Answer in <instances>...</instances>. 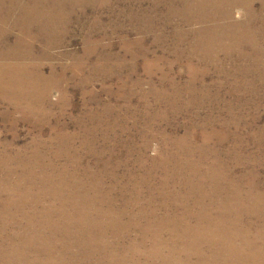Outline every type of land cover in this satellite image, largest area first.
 <instances>
[{"label": "rangeland", "instance_id": "obj_1", "mask_svg": "<svg viewBox=\"0 0 264 264\" xmlns=\"http://www.w3.org/2000/svg\"><path fill=\"white\" fill-rule=\"evenodd\" d=\"M41 1L0 13V264H264V0Z\"/></svg>", "mask_w": 264, "mask_h": 264}, {"label": "bare ground", "instance_id": "obj_2", "mask_svg": "<svg viewBox=\"0 0 264 264\" xmlns=\"http://www.w3.org/2000/svg\"><path fill=\"white\" fill-rule=\"evenodd\" d=\"M74 0H58L57 2H55L54 4H57L56 6H60V9H62L63 7H64V5H63V2H73ZM184 1H186L187 3V9L185 8V11L186 12H190V9H191V1L192 0H184ZM200 1L201 0H196L195 2H199V5H200ZM203 1V0H202ZM221 1V2H220ZM25 2V0H3L2 1V3H1V1H0V13H2V11H3V9L4 8H7V10H9L10 12H12L13 10H17L19 7H21V6H24V3ZM51 1H48V0H42L41 2H37V5H42V6H46V3H47V5H53L52 3H50ZM75 2V1H74ZM77 2H78V0H77ZM194 2V1H193ZM219 2H220V4H219ZM219 2L217 1V0H215V1H210V3L209 2H207V3H209V4H207V3H202L203 5H202V8H203V10H205V11H209L211 8H214V9H216L217 8V5L219 4V6H224L225 8V10L228 12V15L230 14V12L232 13V10H233V8H235L237 5V2H239V0H237V2L235 1V0H219ZM79 3V2H78ZM102 3V2H101ZM242 3V2H241ZM198 4V3H197ZM239 4V3H238ZM243 4V3H242ZM76 5V4H75ZM72 6H73V4H72ZM218 6V7H219ZM68 7V6H67ZM75 7V6H74ZM74 7H73V9H74ZM242 7V6H241ZM67 9V8H66ZM70 9V8H69ZM73 9H71V10H73ZM197 10V9H196ZM245 10V9H244ZM247 10V9H246ZM245 10V11H246ZM215 11V10H214ZM212 13V12H211ZM249 13V12H248ZM9 14V13H8ZM218 14V13H217ZM222 15V14H221ZM251 15V14H250ZM1 16V15H0ZM227 17V16H226ZM12 17H10L9 15H4V16H1V24L4 26V23L6 24V22H8V24L10 25V24H12V20H10ZM223 20V19H222ZM34 21V20H33ZM46 23H44V22H42V23H44L45 25H48V22L47 21H45ZM224 22V21H223ZM13 26V25H12ZM220 27V26H219ZM45 28H47V27H45ZM235 28V27H234ZM203 29V28H202ZM54 30H56V29H54V28H52V29H47V30H45V31H47V32H49L50 31V33H51V31H53L54 32ZM4 30H3V28H2V26H0V35L3 37V39L5 38H7V34L6 35H4L2 32H3ZM212 31V30H211ZM223 30H222V28H216V30L214 31V33H223L222 32ZM2 33V34H1ZM24 33V32H23ZM8 34H10V32L8 33ZM56 34V33H55ZM200 34V33H199ZM213 34V33H212ZM51 35V34H50ZM53 35V34H52ZM57 35H55V37H56ZM60 36V35H59ZM51 38V37H50ZM1 39V38H0ZM31 40V39H30ZM55 40V42H56V38L54 39ZM51 42V41H50ZM53 43H54V41H53ZM22 65V64H21ZM35 65V64H34ZM33 66V65H32ZM37 68V67H36ZM39 69V68H38ZM53 73V72H52ZM63 75V74H62ZM53 79V78H52ZM48 81V80H47ZM48 83H50V82H48ZM50 85V84H49ZM28 101V100H27ZM23 104V103H22ZM21 106V105H20ZM41 112V111H40ZM32 114V113H31ZM37 115V114H36ZM43 115H45V114H43ZM34 116V115H33ZM38 116V115H37ZM40 116H42V115H40ZM38 118V117H37ZM42 118V117H41ZM40 118V119H41ZM44 119V118H43ZM45 120V119H44ZM56 125V124H55ZM56 136V135H55ZM54 136V137H55ZM61 136V135H60ZM64 138H65V136H64ZM60 140H62V139H60ZM60 142H62V141H60ZM50 145V144H49ZM39 146V145H38ZM47 146V145H46ZM62 146V145H61ZM60 146V147H61ZM49 147V146H48ZM66 147V146H65ZM64 147V148H65ZM75 147V146H74ZM56 149V148H55ZM75 149V148H74ZM50 149H48V151H49ZM63 150V149H62ZM48 151H47V153H48ZM59 151V150H58ZM64 151V150H63ZM75 151V150H74ZM51 151H49V153H50ZM56 155V154H55ZM71 155V154H70ZM46 157V156H45ZM59 158V157H58ZM61 158V157H60ZM67 158V157H66ZM42 159V158H41ZM65 160V159H64ZM58 161V160H57ZM66 161V160H65ZM70 161V160H69ZM73 161V160H72ZM74 161H75V158H74ZM55 162V161H54ZM67 162V161H66ZM65 162V163H66ZM71 162V161H70ZM76 163H77V161H76ZM79 163V162H78ZM39 164V163H38ZM57 164V163H56ZM68 164V163H67ZM75 164V163H74ZM42 165V164H41ZM52 165H53V163H52ZM55 166V165H54ZM58 166V165H57ZM69 166V165H68ZM40 167V166H39ZM59 167V166H58ZM62 167V166H61ZM76 167V166H75ZM60 168V167H59ZM58 168V169H59ZM69 168V167H68ZM74 168V167H73ZM79 168V167H78ZM48 169V168H47ZM53 169V168H52ZM68 170V169H67ZM92 170V169H91ZM45 171V170H44ZM53 171V170H52ZM69 171V170H68ZM73 171H74V169H73ZM72 171V172H73ZM61 172V171H60ZM87 172V171H86ZM3 173V172H2ZM44 173V172H43ZM70 173V172H69ZM83 173V172H82ZM62 174H64V172H62ZM33 175V174H32ZM55 175H57V174H55ZM73 175V174H72ZM92 175V174H91ZM7 177V176H6ZM56 177H58V176H56ZM48 178H49V176H48ZM47 178V179H48ZM61 178V177H60ZM73 178V177H72ZM81 178V177H80ZM79 178V179H80ZM0 179H1V177H0ZM4 179V178H3ZM7 179V178H6ZM9 179V178H8ZM11 179V178H10ZM40 179V178H39ZM2 180V179H1ZM42 180H43V178H42ZM45 181V180H44ZM51 180H49V182H50ZM55 181V180H54ZM77 181V180H76ZM8 182V181H7ZM7 182H5L4 181V183H7ZM47 182V181H46ZM52 182V181H51ZM62 182V181H61ZM60 182V183H61ZM79 182H81L80 180L78 181V183ZM84 182H86L85 180H84ZM84 182H82V183H84ZM1 183H3V182H1ZM16 183V182H15ZM53 183V182H52ZM63 183H64V181H63ZM57 184V183H56ZM58 184H59V182H58ZM4 185V184H3ZM15 185V184H14ZM38 185V184H37ZM36 185V186H37ZM47 185V184H46ZM54 185H55V183H54ZM65 185V184H64ZM70 185V184H69ZM84 185V184H83ZM2 186V185H1ZM11 186V185H10ZM27 186V185H26ZM58 186V185H57ZM60 186V185H59ZM30 187H31V185H30ZM66 187V186H65ZM9 188V187H8ZM7 188V189H8ZM55 188V187H54ZM54 188H53V190H54ZM69 189V188H68ZM71 189V188H70ZM69 189V190H70ZM81 189V188H80ZM83 189V188H82ZM14 190V189H13ZM17 190V189H16ZM10 191V190H9ZM60 191V190H59ZM78 191V190H77ZM86 191V190H85ZM55 192H57L56 191V189H55ZM61 192V191H60ZM81 193H83V192H81ZM15 194V193H14ZM60 194V193H59ZM84 194V193H83ZM60 196V195H59ZM82 196V195H81ZM86 196V195H85ZM228 197H229V195H228ZM65 198V197H64ZM84 198H86V197H84ZM72 199V198H71ZM74 199V198H73ZM76 199V198H75ZM206 199V198H205ZM204 199V200H205ZM77 200V199H76ZM87 200H89L88 198H87ZM228 200V199H227ZM91 201V200H90ZM57 202V201H56ZM60 202H61V200H60ZM72 202V201H71ZM75 201H73V203H74ZM66 203V202H65ZM202 203V202H201ZM212 203V202H211ZM223 203H226V202H224L223 201ZM229 203V202H228ZM58 204V203H57ZM56 204V205H57ZM61 204V203H60ZM90 204V203H89ZM79 205V204H78ZM78 205H76V206H78ZM202 205V204H201ZM207 205V204H206ZM225 205V204H224ZM227 205V204H226ZM55 206V205H54ZM60 206V205H59ZM64 206V205H63ZM53 207V206H52ZM50 208V207H49ZM48 208V209H49ZM59 208H61V207H59ZM204 208V207H203ZM205 208H206V206H205ZM204 208V209H205ZM208 208V207H207ZM228 208H232V207H230V206H227V209ZM47 209V210H48ZM56 209V208H55ZM227 209H226V211H227ZM58 210H60V209H58ZM63 210V209H62ZM220 210V209H219ZM44 211V210H43ZM61 211V210H60ZM66 211H68V210H66ZM203 211V210H202ZM210 211V210H209ZM223 211L225 212V210L223 209ZM47 212V211H46ZM53 212H55V211H53ZM59 212V211H58ZM65 212V211H64ZM80 212V211H79ZM100 212V211H99ZM98 212V213H99ZM122 212V211H121ZM211 212V211H210ZM209 212V213H210ZM218 212V211H217ZM41 213V212H40ZM49 213V212H48ZM72 213V212H71ZM233 213V212H232ZM2 214V213H1ZM46 214V213H45ZM60 214V213H59ZM58 213H57V215H59ZM82 214V213H81ZM122 214V213H121ZM203 214H204V212H203ZM211 214V213H210ZM210 214L208 215V216H210ZM218 214V213H217ZM221 214V213H220ZM31 215V214H30ZM35 216H36V214H34ZM34 215H33V217H34ZM40 214H38V216H39ZM200 215V214H199ZM202 215V214H201ZM207 215V214H206ZM212 215H214V214H212ZM211 215V216H212ZM228 215H230V213L228 214ZM232 215V214H231ZM41 216V215H40ZM44 216V215H43ZM53 216V215H52ZM67 216H68V214H67ZM73 216V215H72ZM75 216V215H74ZM77 216H78V214H77ZM79 216H82V215H79ZM211 216L210 217H208V220H209V218H211ZM3 217V216H2ZM50 217V216H49ZM66 217V216H65ZM69 217V216H68ZM207 217V216H206ZM216 217V216H215ZM31 218V217H30ZM40 218V217H39ZM52 218V217H51ZM54 218H55V216H54ZM57 218V217H56ZM61 217L59 216V219H60ZM67 218V217H66ZM220 218V217H219ZM35 219V218H34ZM45 219V218H44ZM49 219V218H48ZM58 219V220H59ZM70 219V218H69ZM68 219V220H69ZM201 219V218H200ZM204 219V218H203ZM206 219V218H205ZM215 219V218H214ZM217 219V218H216ZM220 219H223V218H220ZM2 220V219H1ZM52 220V219H51ZM56 220V219H55ZM75 220H76V218H75ZM218 220V219H217ZM216 220V221H217ZM228 220V219H227ZM230 220V219H229ZM54 221V220H53ZM202 221V220H201ZM207 221V220H206ZM2 222V221H1ZM46 222H47V220H46ZM65 221H63L62 223H64ZM77 222V221H76ZM200 222V221H199ZM210 222V221H209ZM208 222V224H210ZM219 222H221V220L219 221ZM224 222V221H223ZM223 222H221L222 224H223ZM25 223V222H24ZM36 223V222H35ZM55 223V222H54ZM60 223V222H59ZM81 223V222H80ZM201 223H203V222H201ZM205 223V222H204ZM211 223H212V220H211ZM215 224H216V222H214ZM21 224V223H20ZM46 224V223H45ZM51 224V223H50ZM199 224V223H198ZM207 224V223H206ZM22 225V224H21ZM42 225V224H41ZM78 225V224H77ZM202 225V224H201ZM219 225V224H218ZM218 225H215L216 227L218 226ZM54 226V225H53ZM57 226V225H56ZM61 226V225H60ZM69 226V225H68ZM199 227H200V225H198ZM209 225H207V227H208ZM213 226V225H212ZM214 226V227H215ZM221 226V225H220ZM219 226V228L221 229V227ZM198 227V228H199ZM222 227H225V226H222ZM227 227H229V226H227ZM19 228V227H18ZM28 228V227H27ZM31 228H33V227H31ZM38 228V227H37ZM201 228V227H200ZM203 228H206L205 226L203 227ZM202 228V229H203ZM219 228H217V229H219ZM29 229V228H28ZM52 229V228H51ZM56 229V228H55ZM84 229V228H83ZM195 229H196V227H195ZM210 229V228H209ZM213 229V228H212ZM215 229V228H214ZM224 229V228H223ZM229 229V228H228ZM57 230H58V228H57ZM61 230V229H60ZM204 230V229H203ZM240 230V229H239ZM31 231V230H30ZM55 231V230H54ZM79 231V230H78ZM213 231V230H212ZM222 231V230H221ZM226 231H227V229H226ZM44 232H45V230H44ZM200 232V231H199ZM201 232H202V230H201ZM206 232H208V231H206ZM216 232V231H215ZM215 232H214V234H215ZM223 232V231H222ZM64 233V232H63ZM203 233V232H202ZM201 233V234H202ZM217 233V232H216ZM220 233V232H219ZM219 233H217L218 234V238H219V236L221 235L222 237H223V235H222V233L219 235ZM27 234V233H26ZM31 234V233H30ZM84 234V233H83ZM205 234V233H204ZM209 234V233H208ZM211 234V233H210ZM212 234H213V232H212ZM213 234V235H214ZM217 234H215V235H217ZM226 234V233H225ZM60 235V234H59ZM67 235V234H66ZM193 235V234H192ZM196 235H197V233H196ZM202 236H203V234H202ZM212 236V235H211ZM242 236V235H241ZM45 237V236H44ZM43 237V238H44ZM188 237H189V235H188ZM195 237V236H194ZM198 237H200V236H198ZM198 237H196V238H198ZM207 237V236H206ZM206 237L205 238H203L204 240L203 241H206L205 239H206ZM208 237H210V235L208 236ZM207 237V240L209 239ZM226 237H227V234L226 235H224V237H223V239H222V241L221 242H219L218 244H216V247L217 248H214L213 249V251L214 252H216V254L218 255L219 254V257L216 259V258H214V253H212L210 256H211V259H210V261L209 260H207V264H231L230 262H231V260L233 259V256H234V254H236L237 252H238V250L240 249V248H238L237 249V247H235L234 246V244L233 245H230L229 244V246L228 247H226V245H227V242H228V239L226 240ZM65 238V237H64ZM196 238H192V240L194 239H196ZM210 239H211V237H210ZM47 240V239H46ZM51 240H52V238H51ZM196 240H198V239H196ZM196 240H195V242H196ZM213 240V239H212ZM198 241H201V238H200V240H198ZM210 241V240H209ZM40 242V241H39ZM51 242H53V241H51ZM47 243H48V241H47ZM63 243V242H62ZM202 243H204V242H202ZM209 243V242H208ZM231 243V242H230ZM41 244V243H40ZM44 244V243H43ZM207 244V243H206ZM39 245V244H38ZM48 247V246H47ZM210 247H212V246H210ZM245 247V246H244ZM41 248V247H40ZM198 248V247H197ZM194 249V248H193ZM199 249V248H198ZM200 249H201V247H200ZM207 249H209V248H207ZM54 250V249H53ZM84 251H85V249H83ZM195 250V249H194ZM202 250V249H201ZM205 250V249H204ZM212 250V249H211ZM83 252V251H82ZM195 252H196V250H195ZM203 252V251H202ZM235 252V253H234ZM234 253V254H233ZM197 254V253H196ZM204 254H205V252H204ZM208 254H210V253H208ZM16 255V254H15ZM195 255V254H194ZM202 256V255H201ZM228 256V259H226V257ZM207 257H208V255H207ZM262 258V257H261ZM202 259V258H201ZM235 259V258H234ZM48 260V259H47ZM198 260V259H197ZM199 260H200V258H199ZM204 260H205V258H204ZM240 260V259H239ZM238 260V261H239ZM253 260V259H252ZM189 261V260H188ZM200 264H201V262L200 261H198ZM186 263V262H185ZM188 263V262H187ZM234 263V262H233ZM241 263H242V260H241ZM253 263H254V261H253ZM19 264V263H18ZM197 264V263H196ZM240 264V263H239ZM244 264V263H243Z\"/></svg>", "mask_w": 264, "mask_h": 264}]
</instances>
